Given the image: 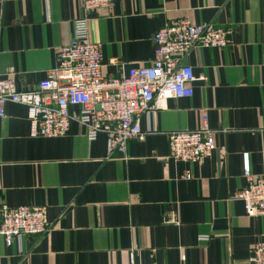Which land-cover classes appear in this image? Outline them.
Instances as JSON below:
<instances>
[{"label": "crops", "instance_id": "obj_1", "mask_svg": "<svg viewBox=\"0 0 264 264\" xmlns=\"http://www.w3.org/2000/svg\"><path fill=\"white\" fill-rule=\"evenodd\" d=\"M80 16L77 0H0V77L11 68L19 90L37 89ZM91 17L111 75L149 63L167 22L214 23L231 39L185 57L194 94L155 103L126 156L110 157L106 135L90 141L78 121L64 136L34 137L27 107L8 102L0 205L47 207L52 226L11 245L0 236V264H251L264 214L248 216L234 195L245 170H263L264 0H114ZM204 114L223 151L172 160L169 133L198 129Z\"/></svg>", "mask_w": 264, "mask_h": 264}, {"label": "built area", "instance_id": "obj_2", "mask_svg": "<svg viewBox=\"0 0 264 264\" xmlns=\"http://www.w3.org/2000/svg\"><path fill=\"white\" fill-rule=\"evenodd\" d=\"M114 0H77L82 16L73 21L70 41L57 50V65L47 71L35 90H19L14 70L0 77V117L8 102L27 107L34 137H59L69 132L72 121L86 127L90 141L101 133L107 137L110 157L127 155L128 143L143 140L141 119L150 115L158 101L189 97L196 80L193 67L184 62L196 48H222L230 44L229 30L214 23L196 24L190 19L167 22L153 38L154 58L147 64L130 66L120 75L104 73L99 44L90 38L92 14L110 11ZM72 106L80 107L73 114ZM204 114L198 129L169 133L170 158L176 162H197L223 151ZM264 160V154H263ZM192 175L187 172L184 178ZM246 185L234 199L243 203L248 216L264 214L263 170L255 175L245 170ZM52 224L47 207L0 205V236L11 245L23 235L46 233ZM252 249L251 264H264V237ZM185 261V257H182Z\"/></svg>", "mask_w": 264, "mask_h": 264}]
</instances>
